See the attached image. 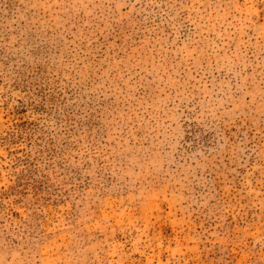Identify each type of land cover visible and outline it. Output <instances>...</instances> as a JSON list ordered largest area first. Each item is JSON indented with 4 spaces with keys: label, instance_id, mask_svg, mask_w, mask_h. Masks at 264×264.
I'll return each instance as SVG.
<instances>
[{
    "label": "rangeland",
    "instance_id": "rangeland-1",
    "mask_svg": "<svg viewBox=\"0 0 264 264\" xmlns=\"http://www.w3.org/2000/svg\"><path fill=\"white\" fill-rule=\"evenodd\" d=\"M0 264H264V0H0Z\"/></svg>",
    "mask_w": 264,
    "mask_h": 264
}]
</instances>
